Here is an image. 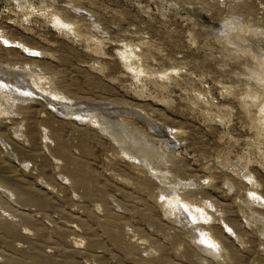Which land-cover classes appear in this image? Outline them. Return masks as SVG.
<instances>
[{
	"label": "rangeland",
	"instance_id": "rangeland-1",
	"mask_svg": "<svg viewBox=\"0 0 264 264\" xmlns=\"http://www.w3.org/2000/svg\"><path fill=\"white\" fill-rule=\"evenodd\" d=\"M0 264H264V0H0Z\"/></svg>",
	"mask_w": 264,
	"mask_h": 264
}]
</instances>
